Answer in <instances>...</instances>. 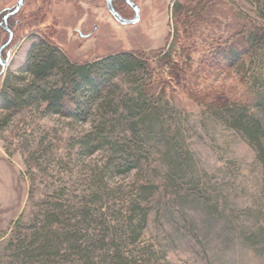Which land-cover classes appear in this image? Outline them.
Masks as SVG:
<instances>
[{"label": "rangeland", "instance_id": "obj_1", "mask_svg": "<svg viewBox=\"0 0 264 264\" xmlns=\"http://www.w3.org/2000/svg\"><path fill=\"white\" fill-rule=\"evenodd\" d=\"M133 1L139 21L127 25L104 0H23L17 26L7 22L0 264H20L10 244L48 230L84 250L64 243L65 264H98L93 255L117 245L131 264H264V164L228 116L264 127V0ZM15 2L0 0V24ZM7 36L0 25V45ZM41 37L76 64L123 53L142 64L79 99L84 121L40 103L2 108L7 75ZM141 120L146 134L126 131Z\"/></svg>", "mask_w": 264, "mask_h": 264}, {"label": "trees", "instance_id": "obj_2", "mask_svg": "<svg viewBox=\"0 0 264 264\" xmlns=\"http://www.w3.org/2000/svg\"><path fill=\"white\" fill-rule=\"evenodd\" d=\"M118 1H120L119 4H123L121 0ZM12 9L13 8L7 9L4 13ZM20 12L21 9L16 14L9 16L7 22L11 19L12 23V20L15 19L13 17H16ZM13 22H15V26H17L19 20H14ZM140 64L142 63H140L137 55L128 53L108 56L105 59L90 64H76L70 61L65 53L54 46V44L41 37L30 46L26 59L19 68V74L16 76L7 75L4 85L9 89V92H3L1 94L2 108L20 109L33 103H40L44 105V109L47 113L84 121L89 114L87 109L80 103L82 100L81 98L90 97L94 99L95 95H102V92L107 88L108 83H111L115 75L137 71V67L140 66ZM54 72L61 73L63 76L60 85H50L49 82H47V78ZM2 77L3 74L0 76V79ZM12 79L20 83L17 86H12L10 85ZM25 80H27L26 83L24 82ZM132 109H134V107ZM113 114H115V112ZM228 116L231 119L230 127L244 136L248 143L255 147L259 153V159H261L264 164V145H261V141L264 140V127L260 125L258 118L248 116V114L242 111L229 112ZM125 119L128 118L126 117ZM103 122L109 125L114 121L109 122L103 118ZM144 124V120L130 122V128L125 129L126 131H131V135L133 136L138 133L144 135L147 133L143 126ZM138 125H140L141 128L136 130ZM129 148L130 147L125 148L127 157L133 156ZM138 150L140 151V149L137 148V153ZM119 152H122L121 149ZM127 157L125 159H128ZM177 165H179V160ZM144 190L145 188H143V191ZM142 218L141 225L146 222V214H144ZM54 235V230H48L43 234L35 231L30 235V241L28 242L26 241L27 236H24L22 239H16L17 242L10 244L17 250L16 261H19L20 264H65L71 262L70 260L67 261L64 256H60L59 254V249L64 243H71L72 245L70 236L64 235L63 239L65 240L56 241ZM41 240L42 243H38ZM71 247L75 251H84L81 249L80 244H75ZM102 250L104 255H93V259L97 261L98 264H103L105 263L104 261H106V264H131L128 258L121 255L118 245L115 247L113 246V248L102 246ZM19 256H22V259H19Z\"/></svg>", "mask_w": 264, "mask_h": 264}, {"label": "water", "instance_id": "obj_3", "mask_svg": "<svg viewBox=\"0 0 264 264\" xmlns=\"http://www.w3.org/2000/svg\"><path fill=\"white\" fill-rule=\"evenodd\" d=\"M106 8L108 12L112 15V17L122 25L136 23L139 20V6L133 2V0H123L127 6H129L134 16L131 19H124L122 18L113 8L111 0H104ZM23 4V0H16L15 6L12 10L6 12L2 17V28L7 32L8 36L7 39L0 45V76L4 74L7 65H8V58L9 54L7 53L5 57H3L4 49L9 45L12 40V31L8 28L7 18L13 14H16Z\"/></svg>", "mask_w": 264, "mask_h": 264}, {"label": "flooded vegetation", "instance_id": "obj_4", "mask_svg": "<svg viewBox=\"0 0 264 264\" xmlns=\"http://www.w3.org/2000/svg\"><path fill=\"white\" fill-rule=\"evenodd\" d=\"M116 1L120 3V1H118V0H111L112 6H113V8L115 9V11H116V12H117L122 18H124V19H131V18L134 16L132 9H131L129 6H127L123 0H121L123 4H120V5H121L120 7L117 5L118 3H116ZM104 2H105V1H104ZM133 2H134V1H133ZM134 3H135V2H134ZM124 4H125V5H124ZM135 4H136V3H135ZM117 6H118L119 8H118ZM123 6H125L126 9H124ZM122 9H123V10H122ZM127 9H128V11L131 12V15H130V16H126V15L129 14V13L126 14L125 12H123V11H125V10H127ZM139 13H140V9H139ZM139 16H140V14H139ZM138 21H139V20H138ZM138 21H137V22H138ZM137 22H136V23H137ZM95 27H96V26H94V29H95Z\"/></svg>", "mask_w": 264, "mask_h": 264}]
</instances>
